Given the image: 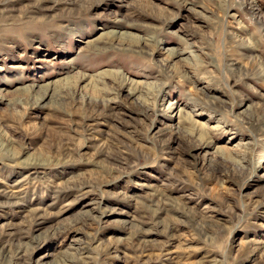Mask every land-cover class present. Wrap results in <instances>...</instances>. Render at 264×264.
I'll return each instance as SVG.
<instances>
[{"label":"rangeland","instance_id":"rangeland-1","mask_svg":"<svg viewBox=\"0 0 264 264\" xmlns=\"http://www.w3.org/2000/svg\"><path fill=\"white\" fill-rule=\"evenodd\" d=\"M7 233L20 264H264V0H0V264Z\"/></svg>","mask_w":264,"mask_h":264},{"label":"bare ground","instance_id":"bare-ground-1","mask_svg":"<svg viewBox=\"0 0 264 264\" xmlns=\"http://www.w3.org/2000/svg\"><path fill=\"white\" fill-rule=\"evenodd\" d=\"M113 78V77H112ZM23 94L25 95L26 93L23 92ZM28 94V93H27ZM25 97V96H24ZM28 98V97H27ZM95 108H93L94 110ZM9 196V195H8ZM12 197V196H11ZM35 219H40V216H34ZM2 237H5L6 238V241H4V243L6 244V247L5 249H8L7 251L9 252H14V258L15 259L14 261L9 259L8 263L7 264H20L19 261L22 257H20L19 255H21L22 253V249L21 247L19 246L18 247V250L17 251H14V249H12V245H13V242L16 241L15 238H17V235L15 233H7V234H4ZM16 255V257H15ZM19 256V257H18Z\"/></svg>","mask_w":264,"mask_h":264}]
</instances>
